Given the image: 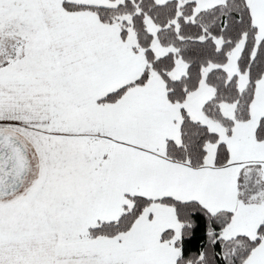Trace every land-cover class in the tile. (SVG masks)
Here are the masks:
<instances>
[{
    "label": "snow or ice",
    "instance_id": "6c2138e0",
    "mask_svg": "<svg viewBox=\"0 0 264 264\" xmlns=\"http://www.w3.org/2000/svg\"><path fill=\"white\" fill-rule=\"evenodd\" d=\"M0 264H264V0H0Z\"/></svg>",
    "mask_w": 264,
    "mask_h": 264
}]
</instances>
